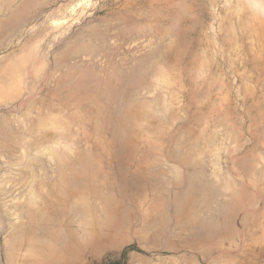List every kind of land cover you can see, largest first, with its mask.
Listing matches in <instances>:
<instances>
[{
  "label": "rangeland",
  "instance_id": "rangeland-1",
  "mask_svg": "<svg viewBox=\"0 0 264 264\" xmlns=\"http://www.w3.org/2000/svg\"><path fill=\"white\" fill-rule=\"evenodd\" d=\"M0 264H264V0H0Z\"/></svg>",
  "mask_w": 264,
  "mask_h": 264
}]
</instances>
